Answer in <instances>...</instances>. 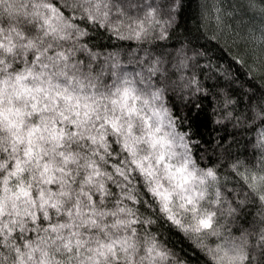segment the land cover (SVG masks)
Wrapping results in <instances>:
<instances>
[{
    "label": "snow or ice",
    "instance_id": "obj_1",
    "mask_svg": "<svg viewBox=\"0 0 264 264\" xmlns=\"http://www.w3.org/2000/svg\"><path fill=\"white\" fill-rule=\"evenodd\" d=\"M237 11L230 39L264 66V0ZM173 22L133 0H0V264H184L165 224L210 264H264V105L249 117L256 163L237 159L224 175L201 163L192 131L208 95L197 78L174 112L161 58L94 43L101 31L164 39ZM253 207L251 228L225 222Z\"/></svg>",
    "mask_w": 264,
    "mask_h": 264
},
{
    "label": "trees",
    "instance_id": "obj_2",
    "mask_svg": "<svg viewBox=\"0 0 264 264\" xmlns=\"http://www.w3.org/2000/svg\"><path fill=\"white\" fill-rule=\"evenodd\" d=\"M133 2L156 8L162 24L169 19L171 13L174 22L167 26L166 38L160 39L153 34L142 42L121 41L110 39L108 34L101 31L94 39V43L100 46L99 50L124 53L131 45L140 55L146 51L153 57L161 58L165 62L164 67L170 73H175L171 75L168 95L173 98V111L180 114L186 112L185 103L189 99L190 90L184 84L195 76L208 94L201 101L198 116L190 121L199 142V155L204 157L201 163L218 166L224 175H228L230 171L227 166L237 159L256 163L258 152L253 146L256 138V132L253 131L255 124L249 117L253 110L258 111L264 105V66L259 58L253 62L250 56H245L241 48L230 39L232 32L241 26L237 9L243 0ZM217 9L221 10L220 24L216 20ZM130 11L134 15L142 14L140 7H133ZM243 19L248 22L250 17L245 16ZM259 23L257 18L249 26L255 29ZM156 32H159V28ZM185 52L192 59L185 61L186 66L181 67L179 62ZM241 58L247 62H238ZM225 96H230L234 101L228 109L222 107ZM228 111L232 115L225 117ZM231 186L230 183L229 187ZM255 212L256 208H248L237 219L226 218L225 222L234 231L236 227L251 228ZM159 233L162 241L184 264H210L209 257L194 241L175 230H169L168 225L160 227ZM207 242L212 243L211 240Z\"/></svg>",
    "mask_w": 264,
    "mask_h": 264
}]
</instances>
